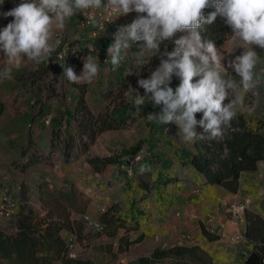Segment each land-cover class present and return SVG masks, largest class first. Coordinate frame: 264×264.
I'll use <instances>...</instances> for the list:
<instances>
[{"label":"rangeland","instance_id":"rangeland-1","mask_svg":"<svg viewBox=\"0 0 264 264\" xmlns=\"http://www.w3.org/2000/svg\"><path fill=\"white\" fill-rule=\"evenodd\" d=\"M106 1L103 0V3ZM9 10L10 1L0 0V12ZM87 11L77 13L67 20L63 30L54 29L53 41L59 39L60 44L43 62L32 61L22 56L19 60L8 63L0 52V71L5 67L10 68L12 76L11 79L0 80V105L4 108L0 114L1 200L6 206L17 208L21 202V188L24 186L32 195L30 198L32 201L40 181L46 177L48 183L57 184L64 189L73 187L76 192L82 194V197L88 199L92 208L98 212L118 208L124 213L133 209L130 204L132 206L137 203L144 204L141 210L150 216L147 223L152 233H165L163 238L159 237L158 247L170 243L168 240L172 226L167 222L174 217L180 223L185 222L180 224L175 241L180 243L199 241L201 226H204L213 234L227 237L230 244L236 245L239 254L245 255L247 243L243 236L244 210L264 219V160L258 163L256 170L243 175L237 193H228L220 187L201 185V181L183 164L182 153L194 150L192 144H186L177 134V125L174 123L163 125L158 120H149L148 115L158 113L160 107H153L151 102H146L137 108L133 104V95H124L130 86L144 95V89L139 88L137 81L149 78L151 72L159 66L157 61L148 58L145 60L146 64L141 67L135 64V58L132 56L134 54L128 50L126 56L122 54L121 65L117 67L111 64L110 57L107 56V48L114 42V34L118 27L133 21L131 14L121 15L103 30H98L99 23L105 16L103 10H94L96 23L83 26ZM12 20V17L0 16V29ZM109 26L118 27L109 32L107 30ZM182 35L187 33H177L176 38ZM231 35L223 46L217 47L218 52L226 56L222 60L225 66L228 59H234L244 51L235 47L234 52L228 54L232 47ZM72 42H79L88 48L99 65L97 77L91 83L84 82L88 85L87 100L90 106L98 105L104 92L114 91L117 95L116 103L127 104L134 119L124 129L108 130L100 134L87 153L75 149L66 157L62 151L50 146V133L53 126L55 129L60 128L62 132L65 131L66 109L73 103L75 91L61 76L63 60L59 57V54L64 56L68 53ZM163 44L170 45L169 51L173 49L174 45L171 42L164 41ZM72 47L78 48L74 45ZM253 48L259 57L254 69V86L248 90L239 86L230 89L229 99L242 101L244 110L241 113L251 119L254 126H259L264 124V49L257 46ZM83 63L84 61L78 76L83 71ZM128 64L132 67L130 68ZM43 70H47L48 73H43L37 83L21 84L18 81L23 75L35 76ZM228 71L229 77L232 76L239 81V76L231 69ZM18 72L22 75H17L16 78ZM49 82H52L51 87L55 94L47 87ZM224 103H228V100ZM140 145L142 148L139 149ZM34 152H42L43 155L39 153L34 155ZM95 155L118 157L120 164L108 166L103 172L96 173L86 161L88 156ZM30 158L35 162H30ZM141 166L147 169L143 173L140 172ZM158 174L175 176V182L158 190L153 188L146 190L141 186L145 183L151 186L152 179L155 180ZM162 198L175 202L169 207L171 211L164 212L154 204V200ZM177 214L179 215L176 216ZM87 215L97 220V217L90 213ZM169 215L173 217L169 218ZM7 217L0 213V224L5 225ZM91 229L92 234L98 233ZM108 245L113 246L107 242L81 243L77 257L91 259L104 256L105 253L102 252H105L104 248ZM114 250L113 246L110 257H115L116 262L119 261V256H115ZM108 251L107 248L106 254Z\"/></svg>","mask_w":264,"mask_h":264},{"label":"clouds","instance_id":"clouds-1","mask_svg":"<svg viewBox=\"0 0 264 264\" xmlns=\"http://www.w3.org/2000/svg\"><path fill=\"white\" fill-rule=\"evenodd\" d=\"M212 7L205 16L204 10ZM103 9L109 17L137 13L129 24L122 25L114 34V42L107 48V56L113 66L121 65V57L127 55L133 43H139V51L134 54L135 64L145 65V56L160 57L159 66L149 78L138 79L141 95L131 86L124 92L133 95V104L140 108L146 102L160 107L158 113L148 115L149 120H158L163 125L174 123L177 134L186 144L197 140L221 138L225 130H235L232 122L244 108L242 101L229 99V90L242 87L248 90L254 86V69L258 63V53L253 46L264 49V0H22L9 11L0 12L4 18L12 17L0 29V52L8 63L22 56L36 62L47 60L59 46L54 29L63 30L65 23L77 13L86 10ZM217 16L224 18L232 31V47L244 51L222 63L225 55L218 52L212 40H203L201 31L212 24ZM87 19L96 23L94 14ZM187 32L176 38L177 33ZM167 45L163 52L160 45ZM83 71L78 76L72 67H63V75L69 82L91 83L99 73L97 59L91 54L82 58ZM231 69L239 81L229 77ZM131 73V72H129ZM223 73V75H222ZM139 75V73H137ZM179 85L171 87L173 77ZM11 69L0 71V80L11 79ZM228 100V103H224ZM202 113L197 120L196 114ZM197 126L203 131L198 132ZM141 166L140 172L146 171Z\"/></svg>","mask_w":264,"mask_h":264},{"label":"trees","instance_id":"trees-1","mask_svg":"<svg viewBox=\"0 0 264 264\" xmlns=\"http://www.w3.org/2000/svg\"><path fill=\"white\" fill-rule=\"evenodd\" d=\"M211 11H214V8H206L205 16ZM137 15L132 12L133 18ZM231 34V28L220 16H217L212 24L205 25L201 31L202 39L214 41L216 47L223 46ZM139 43L142 42L132 44L133 54L139 51ZM163 43L160 45L161 52L165 49ZM71 45L78 48L74 49ZM71 45L62 64L65 68L72 67L77 74L82 58L89 55L90 50L79 42H72ZM169 48L170 45L167 46L168 51ZM148 58L160 64L159 55L152 57L147 55L144 59ZM128 66L132 67L131 64ZM43 73L48 71L43 70L35 76L23 75L18 81L21 84L37 83ZM17 75L22 73H16V78ZM61 76L75 93L72 106L66 109V129L62 132L60 128L52 127L50 146L62 151L66 157L75 149L87 153L100 134L108 130L124 129L133 122L134 117L131 115L130 107L127 104L116 103V92H104L100 96L101 101L98 105L91 107L87 100L88 85L84 82H69L63 75V70ZM51 83L49 82L47 87L52 94H55ZM179 83V78L174 76L170 86L175 89ZM3 109L0 105V114ZM196 118L201 119L202 113H197ZM232 128L235 130H225L221 138L197 140L192 144L194 151L190 153L185 151L182 155L183 164L192 171L195 178L201 181V185L222 187L226 192L234 194L240 188L243 175L256 170L258 163L264 160V124L254 126L251 119L239 113L232 122ZM196 130L203 131L199 126ZM31 159L30 162H35ZM86 161L96 173L103 172L108 166L120 164L119 158L115 156H88ZM159 174L155 180L152 179L151 186L147 183L141 186L151 190L153 187H163L175 182V176ZM2 202L0 198V203ZM42 203L46 210L45 216H40L26 201H23L18 204L16 212L11 217L5 218V226L0 225V264H114L112 257H96L91 261L70 258L66 254V246L59 231L65 229L79 234L82 231L84 223L70 218L72 211L84 213L87 199L82 197V194L76 192L73 187L67 191L44 190ZM113 210L114 208L106 210L98 219L108 236L118 237V251L123 252L139 242L143 234L140 233L136 238L130 239L128 233L139 230V220H128L122 214L113 213ZM244 218L243 236L247 243V253L242 256L239 264H264V219L246 210H244ZM122 229L124 234L120 235ZM201 233L209 242L219 238L204 226L201 227ZM164 261L171 264H219L212 253L199 244L158 247L148 256H140L135 262L127 264H163Z\"/></svg>","mask_w":264,"mask_h":264},{"label":"crops","instance_id":"crops-1","mask_svg":"<svg viewBox=\"0 0 264 264\" xmlns=\"http://www.w3.org/2000/svg\"><path fill=\"white\" fill-rule=\"evenodd\" d=\"M120 26H122V25H120ZM116 27H118V26H109L107 28V30L110 32V31H112V29H115ZM129 50L132 53V48H130ZM132 56L134 57V55H132ZM121 59H122V57H121ZM82 61L83 60H81V64H80L78 73L80 72ZM34 153L36 155H37V153H39L40 155H43L42 152H34ZM43 179L44 180H41L40 184L36 188V191L34 192L35 198H33L32 201H30V198L32 197V195L28 193V191L24 188V186H22L21 192H20V201L21 202L26 201L27 204L35 212L40 214V216H45V214H46V210L44 209V206L42 203V196H43L44 190L67 191V189L62 188V187L58 186L57 184L54 185L52 183H48L47 182L48 178L45 177ZM160 187L161 186L153 187V189L158 190ZM220 188H222V187H220ZM174 203L175 202L173 200H167L165 198H162L160 200H154V204L164 212L171 211L172 209H169V207L173 206ZM143 205L142 204L139 205L137 203L136 205L132 206L130 204L129 206L132 207L133 209H129V212H124V213L120 212L118 208H116V209L114 208V211H116V212L119 211L118 214H120V215L122 214L128 220H134V219L139 220V222H140L139 230L137 232L131 231L128 233V236L130 237V239L136 238L138 236V234H140V233L143 234V237L139 242L131 245L127 250H125L123 252L118 251V237L111 238L110 236H108L106 234V232H104L102 234L101 233L92 234L91 233L92 229L90 227L85 226V225H83V228H82V231L80 232V234L77 232H74V231H68L65 229H61L59 231V235L62 238L63 242L65 243V240L70 233L74 232L75 234H77L78 240L76 242L75 249H74L75 253H76L75 258H79V257H77V255L79 254V251H80L79 245L81 243H89V244L90 243L91 244L92 243H98V244L101 243V244H103V243L107 242V243H111L114 246L115 256H117V257L119 256V261H116V262L114 261L115 257H112L114 264H119V263L127 264V263H131V262H135L138 257L148 256L155 248H158V246H159V243H158L159 240L158 239H160L159 237L163 238V235L165 234L164 232L162 234L161 233L160 234L159 233H155V234L152 233L153 231L151 230L150 225L147 223L150 216L149 215L147 216V214H145V212L143 210H141V207ZM137 207L139 208L138 210H137ZM105 211L106 210H102V212H98L97 209L92 208L91 203L87 199V204L85 206L84 213H86V214L90 213L91 215L97 217L96 219L99 221V219H98L99 215L104 213ZM116 212H113V213H116ZM80 214L81 213L72 211L70 218L81 221ZM178 215L179 214H177L176 216H178ZM9 217H11V216H8L7 218H9ZM170 217L172 218L173 215H169V218ZM5 223H6V221H5ZM167 223L168 224L171 223L170 225L172 226L171 227L172 232L169 233V240H168L170 243L164 247H161V248H166V247H169L172 245H177V244H189V245L190 244H199V245L204 246L207 250H209L212 253V255L214 256V258H216V260L218 261L219 264H239L240 263L242 256L239 254L238 249H236V247H235L236 245L233 246L232 244H230V242H228L227 237L226 238L223 236L220 237V235H218L219 238L216 241L209 242L202 236V233H201L199 241H196L193 243H180V242L175 241V239L177 237L178 230H180V227H181L180 224H184L185 222L182 221V223H180L178 221V219L173 217V220L170 219V221H168ZM0 225L5 226L3 224H0ZM123 234H124V232L122 229V230H120V235H123ZM245 241H246V239H245ZM113 246L108 245L106 248H104L105 252H102V254L105 253L104 256L110 257V253H112V251H113ZM107 248L109 249V251L106 254ZM96 257L100 258L103 256H96ZM96 257H93L91 259H88V258L87 259L81 258V259L92 261ZM163 264H171V263L168 261H164Z\"/></svg>","mask_w":264,"mask_h":264},{"label":"built area","instance_id":"built-area-1","mask_svg":"<svg viewBox=\"0 0 264 264\" xmlns=\"http://www.w3.org/2000/svg\"><path fill=\"white\" fill-rule=\"evenodd\" d=\"M9 1H10V10L22 2V0H9ZM104 3H107V1ZM103 13H104V11H103ZM89 14L95 15L94 10L89 9L86 12V14L84 16V20H83V26H90L91 25L92 22L87 19V16ZM129 14H131V16H132V13H129ZM104 15H105L104 18L99 23L98 30H103L106 27V25L112 24L117 18L115 15H113L111 17H109L106 13H104ZM134 19L135 18L132 17V20H134ZM80 28H82V27H80ZM64 56L62 54H59V57L62 60L64 59ZM16 209L17 208H15L13 206H6L4 204V202L0 203V213L4 214L6 216H12L16 212ZM80 219L85 224V226L93 228L98 233H101V234L104 233V226L98 220H94V219L90 218L86 213L80 214ZM77 240H78L77 234H75L74 232L70 233L65 240L66 254L70 258L76 257V253H75L74 249H75V245H76ZM246 253H247V248H246L245 254Z\"/></svg>","mask_w":264,"mask_h":264},{"label":"bare ground","instance_id":"bare-ground-1","mask_svg":"<svg viewBox=\"0 0 264 264\" xmlns=\"http://www.w3.org/2000/svg\"><path fill=\"white\" fill-rule=\"evenodd\" d=\"M234 52V51H233Z\"/></svg>","mask_w":264,"mask_h":264}]
</instances>
